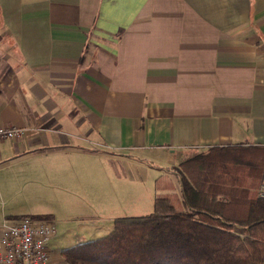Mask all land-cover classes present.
I'll return each mask as SVG.
<instances>
[{"label":"crops","instance_id":"0c3cea01","mask_svg":"<svg viewBox=\"0 0 264 264\" xmlns=\"http://www.w3.org/2000/svg\"><path fill=\"white\" fill-rule=\"evenodd\" d=\"M0 124L25 128L0 171L72 155L178 187L192 152L264 145V0H0Z\"/></svg>","mask_w":264,"mask_h":264},{"label":"trees","instance_id":"16d2710c","mask_svg":"<svg viewBox=\"0 0 264 264\" xmlns=\"http://www.w3.org/2000/svg\"><path fill=\"white\" fill-rule=\"evenodd\" d=\"M179 165L178 193L162 184L149 214L117 216L106 235L62 248L65 264H261L264 145L209 146Z\"/></svg>","mask_w":264,"mask_h":264},{"label":"rangeland","instance_id":"374dc122","mask_svg":"<svg viewBox=\"0 0 264 264\" xmlns=\"http://www.w3.org/2000/svg\"><path fill=\"white\" fill-rule=\"evenodd\" d=\"M179 167L178 163L170 170L174 181ZM157 175L149 171L141 175L143 180L130 183L124 180L126 174L80 156L29 161L0 171V221L6 215L53 213L56 234L47 248L54 263L65 264L62 248L106 235L117 216L149 214L155 192L165 191H158L162 184L179 192L168 177ZM158 178L160 187L155 183Z\"/></svg>","mask_w":264,"mask_h":264},{"label":"built area","instance_id":"2783aa9c","mask_svg":"<svg viewBox=\"0 0 264 264\" xmlns=\"http://www.w3.org/2000/svg\"><path fill=\"white\" fill-rule=\"evenodd\" d=\"M24 129L0 124V140L19 138ZM258 195L264 197L263 185ZM55 234L52 220L27 215L4 217L0 221V264H47V243Z\"/></svg>","mask_w":264,"mask_h":264}]
</instances>
